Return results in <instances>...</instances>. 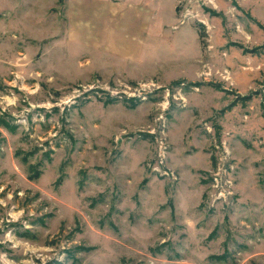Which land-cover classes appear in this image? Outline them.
I'll list each match as a JSON object with an SVG mask.
<instances>
[{"label": "rangeland", "instance_id": "1", "mask_svg": "<svg viewBox=\"0 0 264 264\" xmlns=\"http://www.w3.org/2000/svg\"><path fill=\"white\" fill-rule=\"evenodd\" d=\"M98 1L0 0V264H264V0Z\"/></svg>", "mask_w": 264, "mask_h": 264}, {"label": "crops", "instance_id": "2", "mask_svg": "<svg viewBox=\"0 0 264 264\" xmlns=\"http://www.w3.org/2000/svg\"><path fill=\"white\" fill-rule=\"evenodd\" d=\"M99 2L101 0L94 3L99 4ZM104 2L100 5L102 12H98L99 6L94 4L92 11V37L97 38V42L102 43L100 45L125 46L123 53L126 56L122 59L127 64L137 62L144 54L152 51V47L155 46L154 39H156L154 51L159 49V40L163 37L159 35L160 20L154 21V15L161 11V9L157 10V4L151 5L150 2L136 0L131 5L126 3L113 8L106 1ZM110 17H113L112 21ZM108 52L107 49L102 51V53ZM118 52L122 53V50L118 49Z\"/></svg>", "mask_w": 264, "mask_h": 264}]
</instances>
